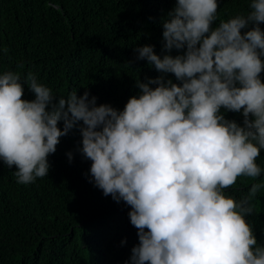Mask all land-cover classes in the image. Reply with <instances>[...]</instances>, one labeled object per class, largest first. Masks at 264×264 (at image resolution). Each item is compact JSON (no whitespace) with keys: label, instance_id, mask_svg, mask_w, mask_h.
Instances as JSON below:
<instances>
[{"label":"clouds","instance_id":"9594fccd","mask_svg":"<svg viewBox=\"0 0 264 264\" xmlns=\"http://www.w3.org/2000/svg\"><path fill=\"white\" fill-rule=\"evenodd\" d=\"M217 9L218 0H176L162 20V54L150 44L135 49L160 75L137 79L123 109L97 105L87 90L58 96L32 72L0 73V161L15 165L17 183H33L78 127L91 182L130 206L139 242L124 264H264V244L246 220L264 184L241 200L224 191L240 176L264 174L256 162L264 150V0L213 26ZM25 84L31 100L22 99Z\"/></svg>","mask_w":264,"mask_h":264},{"label":"trees","instance_id":"16d2710c","mask_svg":"<svg viewBox=\"0 0 264 264\" xmlns=\"http://www.w3.org/2000/svg\"><path fill=\"white\" fill-rule=\"evenodd\" d=\"M175 2L0 0V73L19 72L23 79L32 72L58 96L87 90L97 105L123 109L139 92L137 79L160 75L154 65L135 59V49L150 44L162 54V20ZM248 3L218 0L213 26L246 13ZM260 26L264 29V23ZM261 77L264 82V72ZM168 78L176 82L173 74ZM33 98L25 84L22 99ZM224 114L237 123L243 120L238 112ZM80 141L73 126L49 155L48 175L27 185L17 183L15 165L8 168L0 161V264H124L129 258L139 242L130 206L103 195L91 182V161L77 150ZM256 162L264 168V150ZM253 183L264 184V174L240 176L224 191L245 199ZM248 203L253 211L246 220L264 244V187Z\"/></svg>","mask_w":264,"mask_h":264}]
</instances>
